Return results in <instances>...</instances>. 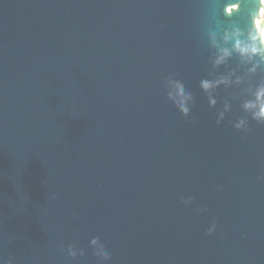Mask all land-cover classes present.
Masks as SVG:
<instances>
[{
  "label": "water",
  "instance_id": "95a60500",
  "mask_svg": "<svg viewBox=\"0 0 264 264\" xmlns=\"http://www.w3.org/2000/svg\"><path fill=\"white\" fill-rule=\"evenodd\" d=\"M230 2L0 0V257L264 264V124L236 130L239 101L217 124L234 89L199 87Z\"/></svg>",
  "mask_w": 264,
  "mask_h": 264
},
{
  "label": "clouds",
  "instance_id": "9594fccd",
  "mask_svg": "<svg viewBox=\"0 0 264 264\" xmlns=\"http://www.w3.org/2000/svg\"><path fill=\"white\" fill-rule=\"evenodd\" d=\"M242 4L245 8L243 25L232 21L226 27L207 31L211 71L210 78L199 81V87L206 94L210 107L217 105V89H234L231 95L224 98L222 108L216 114V123L220 124L225 114L232 110L233 102L239 101L245 115L238 117L233 127L247 133L250 131L249 119L264 124V0H234L224 5V15L240 13ZM233 60L234 66L230 64ZM222 66L224 71L218 72ZM165 87L167 100L187 117L191 111L192 94L186 91L183 83L171 77L167 79ZM216 227L214 220L206 234H213ZM97 243L98 238L91 240L92 245ZM68 252L76 255L71 246ZM97 256L105 261L110 258L109 253L103 250L98 251ZM0 264H13V261L0 257Z\"/></svg>",
  "mask_w": 264,
  "mask_h": 264
}]
</instances>
